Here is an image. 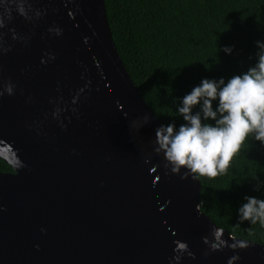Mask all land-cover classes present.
<instances>
[{
  "label": "water",
  "instance_id": "1",
  "mask_svg": "<svg viewBox=\"0 0 264 264\" xmlns=\"http://www.w3.org/2000/svg\"><path fill=\"white\" fill-rule=\"evenodd\" d=\"M5 2L0 90L16 88L0 98V158L15 173H0V264H264V244L217 226L198 178L168 173L154 153L163 124L123 65L105 1L26 0L31 20ZM215 229L226 246L212 251Z\"/></svg>",
  "mask_w": 264,
  "mask_h": 264
},
{
  "label": "trees",
  "instance_id": "2",
  "mask_svg": "<svg viewBox=\"0 0 264 264\" xmlns=\"http://www.w3.org/2000/svg\"><path fill=\"white\" fill-rule=\"evenodd\" d=\"M120 58L159 121L177 126L178 100L202 79L226 80L255 63L264 40V0H104ZM224 46H234L226 55ZM0 173H15L0 158ZM201 211L236 238L264 244V226L239 222L245 196L264 199V145L249 139L227 174L196 176Z\"/></svg>",
  "mask_w": 264,
  "mask_h": 264
},
{
  "label": "clouds",
  "instance_id": "3",
  "mask_svg": "<svg viewBox=\"0 0 264 264\" xmlns=\"http://www.w3.org/2000/svg\"><path fill=\"white\" fill-rule=\"evenodd\" d=\"M25 4L26 0H19L17 11L31 20ZM0 6H4L7 19L10 20L5 0H0ZM28 9H31V5H28ZM41 15L39 10L35 12L36 18ZM5 26V19L0 16V29ZM49 32L62 35V29L58 27L49 28ZM16 38L13 33V39ZM255 45V63L247 71L227 80L223 77L204 78L182 98H174L178 100L176 112L183 123L177 126L173 121L161 125L156 129L154 140V153L163 157L164 168L168 173L179 175L181 179H187L190 175L215 178L227 174L233 157L241 152L246 141L254 139L264 145V40H257ZM7 51L9 48L5 47L0 36V52ZM222 51L230 56L235 47L224 46ZM49 58L55 59L54 56ZM15 88V84L7 82L0 90V98L5 94L13 95ZM73 103H76V99ZM61 111L57 108L54 117L59 119ZM149 120L150 117L145 114L133 119L130 126L139 129ZM261 188H264V183H258L254 191H260ZM244 199L246 202L238 209L239 222L248 221L264 226V199L255 196H245ZM223 236L222 230L215 229L213 240L205 237L204 243L212 251L220 250L226 246ZM248 246L245 241L230 245L233 250H243ZM180 247L184 250L181 254L187 252L193 256L187 244H181ZM239 259L238 255L233 256L228 264H236ZM179 260L180 257H176L177 264Z\"/></svg>",
  "mask_w": 264,
  "mask_h": 264
}]
</instances>
